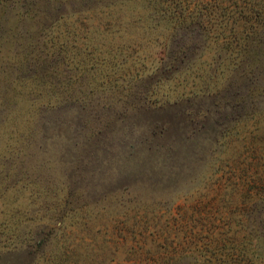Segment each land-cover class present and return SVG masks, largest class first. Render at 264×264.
Returning a JSON list of instances; mask_svg holds the SVG:
<instances>
[{"label":"rangeland","instance_id":"1","mask_svg":"<svg viewBox=\"0 0 264 264\" xmlns=\"http://www.w3.org/2000/svg\"><path fill=\"white\" fill-rule=\"evenodd\" d=\"M204 6L0 0V264H173L178 247L264 264V102L217 105V17L206 39L164 14Z\"/></svg>","mask_w":264,"mask_h":264},{"label":"trees","instance_id":"2","mask_svg":"<svg viewBox=\"0 0 264 264\" xmlns=\"http://www.w3.org/2000/svg\"><path fill=\"white\" fill-rule=\"evenodd\" d=\"M225 0H205V6L192 14L177 16L169 9L164 10L175 25L183 29L192 30L195 35L209 38L212 31L214 18L218 20L219 40L214 50L218 67L226 64L228 60V73L224 87L220 92L213 94L215 103L222 98V108L231 111L247 113L249 108L256 107L258 101L264 102V0H234L232 14L226 15ZM172 14V15H171ZM228 22L232 23L230 35L226 33ZM194 49L187 47L183 50V58L193 53ZM171 67H179L180 59L172 58ZM176 62V63H175ZM216 67V68H218ZM209 84L203 90L206 91ZM220 96V97H219ZM255 113H264V108ZM230 113V114H231ZM256 153L257 150H255ZM255 189L250 195L253 203L249 208L253 218H261L264 222V174L254 177ZM255 224V223H254ZM179 246V245H178ZM168 251V249H166ZM171 252V251H169ZM173 264H189L194 262L189 253V248L178 247L167 255Z\"/></svg>","mask_w":264,"mask_h":264}]
</instances>
